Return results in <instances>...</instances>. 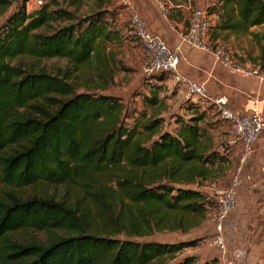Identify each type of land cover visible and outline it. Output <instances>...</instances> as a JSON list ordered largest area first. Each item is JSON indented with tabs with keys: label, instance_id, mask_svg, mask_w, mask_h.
<instances>
[{
	"label": "trees",
	"instance_id": "obj_1",
	"mask_svg": "<svg viewBox=\"0 0 264 264\" xmlns=\"http://www.w3.org/2000/svg\"><path fill=\"white\" fill-rule=\"evenodd\" d=\"M62 1L30 11L24 0L0 25V264H170L198 241L149 239L208 222L214 200L203 183L222 177L225 156L205 113L178 116L175 131L146 112L125 126L124 105L91 93L94 81L84 77L95 66L101 83L114 81L98 46L118 37L106 18L116 0ZM15 4L0 0V18ZM209 11L213 32L264 24V0H217ZM260 50L253 64L264 72V43ZM54 59L66 65L42 64ZM29 188L37 192L20 194ZM32 233L44 239L20 237Z\"/></svg>",
	"mask_w": 264,
	"mask_h": 264
},
{
	"label": "crops",
	"instance_id": "obj_2",
	"mask_svg": "<svg viewBox=\"0 0 264 264\" xmlns=\"http://www.w3.org/2000/svg\"><path fill=\"white\" fill-rule=\"evenodd\" d=\"M130 1L137 6L153 33L163 37L170 47H181L183 54L180 63L181 73L203 84L209 97L213 99L226 97L228 107L238 114H251L255 111L264 115V72L259 71L253 64V61H256L261 54L260 45L264 43V24L254 26L246 33L212 31V43L226 46L243 67L259 71V75L245 77L216 64L206 53L191 50L182 45L176 35V30L188 27L192 10L208 8V0H171L177 8L171 9L169 19L163 17L154 0ZM115 3L119 7L118 20L120 24L124 22L129 24L120 0H116ZM217 20L218 18L216 23ZM172 25L175 28H172ZM154 82L155 85H153L154 88L149 97L156 98L157 104L151 107L145 103V105L147 104L145 118L149 119L154 114L161 119V113H164L163 109L177 102L182 105L181 111L185 110L189 114L181 116L185 119H190L196 113H205L202 124L209 129V137L213 140L215 148L226 159L223 164L220 163L225 167L222 177L213 183L214 189H209V192L213 194L216 187L229 185L232 175L239 165L240 154L239 146L226 147L230 123L220 117L218 108L213 101L203 98H194L191 102L186 101L185 86L178 84L172 75L158 76ZM168 85L173 86V89L179 87L180 92L177 94L173 91L172 98L164 101L161 93L162 89ZM206 105H209V110L206 109ZM156 108H161V112ZM149 109L153 112L151 115L148 113ZM154 109L158 112L157 115L154 113ZM178 126L176 124V129ZM220 164L217 163L216 168ZM209 233L213 234L210 224ZM225 236L229 249L228 255L222 257L218 251L209 248V260L217 258L220 264H264V135L257 144L253 161L245 170L244 184L240 190L237 208L225 223ZM236 249H246L249 252L248 259L235 260L232 252ZM204 263L205 261L202 264Z\"/></svg>",
	"mask_w": 264,
	"mask_h": 264
},
{
	"label": "built area",
	"instance_id": "obj_3",
	"mask_svg": "<svg viewBox=\"0 0 264 264\" xmlns=\"http://www.w3.org/2000/svg\"><path fill=\"white\" fill-rule=\"evenodd\" d=\"M216 1L208 0L207 9L192 10L188 27L176 30L178 39L182 45L191 50L206 53L216 64L226 70L245 77L259 75L257 69L243 67L226 46L212 43V31L216 23V16L212 15L209 9L216 4ZM36 2L37 9L44 4V0H36ZM120 2L134 37L144 47L143 76L145 79L150 80L156 76L171 74L178 84L185 86L186 101L191 102L194 98L213 101L218 108L220 117L230 123L226 147L236 145L240 147L239 165L232 175L230 184L225 187H217L212 194L214 208L208 223L213 228V234L205 240L210 249L216 250L222 257H226L229 249L225 236V223L237 208L240 190L244 184L245 170L253 161L257 144L264 135V115L255 111L251 114H238L228 107L226 97L214 99L209 97L203 84L181 73L180 63L183 58L181 47L172 48L163 37L153 33L137 6L130 0H120ZM154 2L166 19L170 18L171 9L177 8L171 0H154ZM172 28H175L174 25ZM232 256L235 260H246L249 252L246 249H236L232 252Z\"/></svg>",
	"mask_w": 264,
	"mask_h": 264
},
{
	"label": "rangeland",
	"instance_id": "obj_4",
	"mask_svg": "<svg viewBox=\"0 0 264 264\" xmlns=\"http://www.w3.org/2000/svg\"><path fill=\"white\" fill-rule=\"evenodd\" d=\"M23 1L24 0H14L16 4L11 9H9L3 17L0 18V25H2L14 12V10L17 8V4H22ZM51 1L52 0H44V3L47 4ZM60 1L63 3L62 0ZM37 7L36 0H32V2L29 4L30 11L36 10ZM89 12L90 8L84 7L78 12L77 16L79 19L83 20L85 17H89ZM109 13L106 17L109 21L108 29L113 33H118V37L114 39V41H111L105 45L100 44L98 47L105 53V56L108 58L110 68L115 72L114 81L110 82L109 84L101 83L96 75L97 70L95 66L94 68H91V70H88L84 77H90L94 81V84L90 87L91 93L113 97L124 105L123 122L125 126L132 128L143 118V113L146 112L144 98L151 95L154 88L153 85H155L154 80L158 76L150 80L145 79L143 76L144 47L134 37L132 29L128 23L124 22L120 24V21L118 20V16L120 14L119 8H115V10L112 8L109 10ZM112 56H114L115 61L112 60ZM94 60L95 58H93V61ZM42 64L48 69H53L55 66L64 67L66 65V61L54 59L44 61ZM165 76H171V74H166ZM95 82L100 86L106 85V88H99L97 85H95ZM83 90L85 91L86 89H82L81 91ZM173 91L179 94L180 89L179 87L173 89V86L169 85L166 86L165 89H162L161 96L164 97V101H168L169 98H172ZM176 104L177 107L175 108ZM176 104L169 105L163 109L164 113H161L160 117L164 121L162 125L163 130L174 131L176 129L175 126L177 124V116L189 115L187 112H185V110L181 111L182 105H179L178 102ZM205 107L209 110V105H206ZM156 109L161 112V108ZM148 113L151 115L153 112H151L149 109ZM154 113L157 115L158 112H156L154 109ZM205 123L207 122L205 121ZM207 125L209 127V122ZM212 185L213 184L210 182H204V191H209V189L213 188ZM35 192H37L36 188H29L21 190L20 194L30 196ZM211 197L213 198V195ZM210 236L209 223L207 222L203 228H200L188 235H181L180 233L160 234L150 238L149 240L169 243L196 240L198 241V245L195 248L186 249L180 252L175 256V259H171L169 262L171 264L173 262L182 261L185 258H193L196 259L195 264H202L204 261L209 260V247L207 246L205 240H207ZM20 237L26 240L33 238L44 239V235L37 233H34L33 235L21 234Z\"/></svg>",
	"mask_w": 264,
	"mask_h": 264
}]
</instances>
